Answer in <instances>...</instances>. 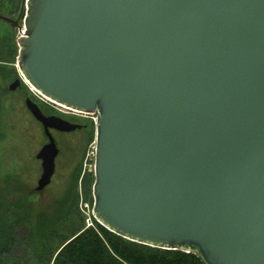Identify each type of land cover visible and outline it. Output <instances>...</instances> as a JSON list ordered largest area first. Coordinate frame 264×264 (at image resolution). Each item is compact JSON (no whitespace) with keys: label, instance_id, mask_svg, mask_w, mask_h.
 <instances>
[{"label":"water","instance_id":"water-1","mask_svg":"<svg viewBox=\"0 0 264 264\" xmlns=\"http://www.w3.org/2000/svg\"><path fill=\"white\" fill-rule=\"evenodd\" d=\"M22 11V24L0 14L20 33L19 73L53 103L96 113V221L206 264H264V0H24ZM25 105L46 136L41 191L59 152L50 130L82 125Z\"/></svg>","mask_w":264,"mask_h":264},{"label":"rangeland","instance_id":"rangeland-1","mask_svg":"<svg viewBox=\"0 0 264 264\" xmlns=\"http://www.w3.org/2000/svg\"><path fill=\"white\" fill-rule=\"evenodd\" d=\"M19 38L16 27L0 20V244L7 248L0 264H52L64 239L78 229L95 226L93 217V226H88L94 202L95 121L94 115L83 113L75 121L84 124L80 130L54 134L59 149L55 172L51 182L36 191L41 173L36 153L46 136L26 108L25 98L38 105L40 101L45 113L56 111L55 107L74 111L45 100L23 81L17 67ZM19 76L20 88L9 90Z\"/></svg>","mask_w":264,"mask_h":264},{"label":"trees","instance_id":"trees-1","mask_svg":"<svg viewBox=\"0 0 264 264\" xmlns=\"http://www.w3.org/2000/svg\"><path fill=\"white\" fill-rule=\"evenodd\" d=\"M23 1L0 0V14L19 17L21 21ZM16 50L14 46L11 63H14ZM2 54L0 52V60ZM94 224V227H83L64 239L57 247L52 264H206L196 252L137 243L109 231L95 219ZM5 250V243L0 244V257Z\"/></svg>","mask_w":264,"mask_h":264},{"label":"flooded vegetation","instance_id":"flooded-vegetation-1","mask_svg":"<svg viewBox=\"0 0 264 264\" xmlns=\"http://www.w3.org/2000/svg\"><path fill=\"white\" fill-rule=\"evenodd\" d=\"M20 86H21V81H20V85L17 87V88H20ZM16 88V89H17ZM33 101V100H32ZM39 102V104L41 105V106H45V105H43L40 101H38ZM37 103V102H36ZM40 105H38L39 107H40V109H41V106ZM50 106V105H49ZM52 106V105H51ZM50 106V107H51ZM55 109H57L56 111L55 110H50L51 112H49V113H45V112H43V110H42V112L44 113V114H46V115H48V114H55V115H58V116H60V117H62V118H64V119H66V120H68V121H70V122H72V123H78V124H80L79 122H75L76 120H78V119H80V117H84L82 114H80V113H75V112H70V111H63V110H61L60 108H57V107H55ZM58 113V114H57ZM60 114V115H59ZM40 124V123H39ZM41 125V124H40ZM80 125H82V127L84 126V124H80ZM81 127V128H82ZM81 128H79V129H75V130H73V131H77V130H80ZM51 131V133H52V135L54 136V134L55 133H57V132H59V131H56V130H54V129H51L50 130ZM73 131H71V132H73ZM64 133H66V132H64Z\"/></svg>","mask_w":264,"mask_h":264},{"label":"bare ground","instance_id":"bare-ground-1","mask_svg":"<svg viewBox=\"0 0 264 264\" xmlns=\"http://www.w3.org/2000/svg\"><path fill=\"white\" fill-rule=\"evenodd\" d=\"M20 75H21V77H22V79H23V81L26 83V84H28L29 86H30V88L31 89H33V90H35L38 94H40L45 100H47V101H49V102H51V103H53L52 101H50L48 98H46L45 96H43L36 88H34L29 82H28V80L26 79V78H24V76L20 73ZM53 104H55V103H53ZM56 105H58V106H60V107H63V108H66L65 106H62V105H59V104H56ZM75 112V111H74Z\"/></svg>","mask_w":264,"mask_h":264},{"label":"built area","instance_id":"built-area-1","mask_svg":"<svg viewBox=\"0 0 264 264\" xmlns=\"http://www.w3.org/2000/svg\"><path fill=\"white\" fill-rule=\"evenodd\" d=\"M23 30V29H22ZM20 34V33H19ZM91 115H94V116H92V119L93 120H95L96 119V115L95 114H91ZM93 212V211H92ZM90 215V217H89V219H90V225H88V226H93V223H92V217L94 218V216H93V214H89Z\"/></svg>","mask_w":264,"mask_h":264}]
</instances>
